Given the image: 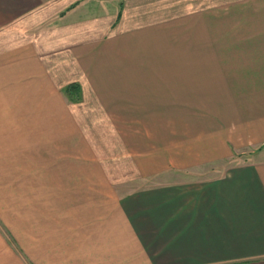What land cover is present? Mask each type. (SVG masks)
Wrapping results in <instances>:
<instances>
[{"label": "crops", "instance_id": "1", "mask_svg": "<svg viewBox=\"0 0 264 264\" xmlns=\"http://www.w3.org/2000/svg\"><path fill=\"white\" fill-rule=\"evenodd\" d=\"M236 19L250 26L233 27ZM254 44L264 45V0H0V117L52 116V140L83 118L88 126L95 116L149 114L157 99L172 111L189 85L203 88L205 68L245 66ZM71 84L78 101L61 97ZM21 122L19 135L1 119L0 157L2 143L23 144ZM259 152L234 163L189 157L188 166L136 176L128 191L123 178L119 194L91 190L98 197L79 213L69 193L70 219L20 204L42 207L5 214L0 264H264ZM222 163L230 166L216 170ZM64 190L52 194L62 200Z\"/></svg>", "mask_w": 264, "mask_h": 264}, {"label": "rangeland", "instance_id": "2", "mask_svg": "<svg viewBox=\"0 0 264 264\" xmlns=\"http://www.w3.org/2000/svg\"><path fill=\"white\" fill-rule=\"evenodd\" d=\"M249 26L238 19L233 27L244 31ZM19 27L16 25L18 39L14 40L18 43ZM246 46L244 50L252 45ZM262 46L254 44L252 60L250 51L244 52L245 66L205 68L203 88L189 85V98L175 100L172 111L164 106L159 108L163 100L157 99V106L147 110L149 114L95 116L88 126L82 125L86 123L83 118L76 132L69 135L57 131L52 140L49 138L53 127H57L52 116L0 117V123L1 119L13 123L19 135L21 124L16 122L22 121L27 130L23 132V144H1L6 150V156L0 157V235L4 241H8L9 234L3 223L5 214L36 215L42 207L20 204H44L42 210L49 211V219H70L74 214L68 211L69 200L65 201L69 193L76 195L71 198L79 213L84 205L81 201L98 197L91 190L114 193V189L119 194L123 190L117 184L123 178L128 191L139 181L136 176L149 179L154 171L188 166L183 161L189 157L223 155L234 163L259 155L264 150V55L259 51ZM69 96L64 87L61 97L77 101ZM20 102L14 100L13 107ZM227 166L230 165L222 163L216 170L223 171ZM129 177L136 179L130 181ZM62 188L65 194H61L60 200L52 193L53 189ZM77 218L83 217L78 214Z\"/></svg>", "mask_w": 264, "mask_h": 264}, {"label": "trees", "instance_id": "3", "mask_svg": "<svg viewBox=\"0 0 264 264\" xmlns=\"http://www.w3.org/2000/svg\"><path fill=\"white\" fill-rule=\"evenodd\" d=\"M65 91L72 97V99H76L78 101L79 95H78V85L71 84L65 87Z\"/></svg>", "mask_w": 264, "mask_h": 264}]
</instances>
